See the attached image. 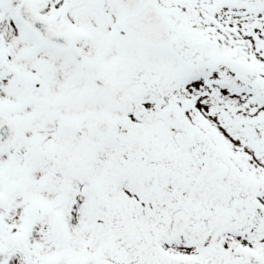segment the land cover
I'll list each match as a JSON object with an SVG mask.
<instances>
[{
  "label": "snow or ice",
  "instance_id": "snow-or-ice-1",
  "mask_svg": "<svg viewBox=\"0 0 264 264\" xmlns=\"http://www.w3.org/2000/svg\"><path fill=\"white\" fill-rule=\"evenodd\" d=\"M0 264H264V0H0Z\"/></svg>",
  "mask_w": 264,
  "mask_h": 264
}]
</instances>
